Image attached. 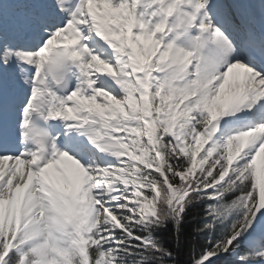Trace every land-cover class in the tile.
<instances>
[{"label":"snow or ice","instance_id":"snow-or-ice-1","mask_svg":"<svg viewBox=\"0 0 264 264\" xmlns=\"http://www.w3.org/2000/svg\"><path fill=\"white\" fill-rule=\"evenodd\" d=\"M188 228L264 264V0H0V264H181Z\"/></svg>","mask_w":264,"mask_h":264},{"label":"trees","instance_id":"trees-1","mask_svg":"<svg viewBox=\"0 0 264 264\" xmlns=\"http://www.w3.org/2000/svg\"><path fill=\"white\" fill-rule=\"evenodd\" d=\"M191 231H192L191 228H188L187 231H186V236H188L189 243L185 244V246L183 247V249L181 251V254H180V257H179L181 264H188L189 253H190V250H191V242L194 240V237L189 235V233H191ZM169 239L170 240L172 239L171 235H169ZM199 242L203 243L204 241L201 240ZM173 244H174V241H173Z\"/></svg>","mask_w":264,"mask_h":264}]
</instances>
